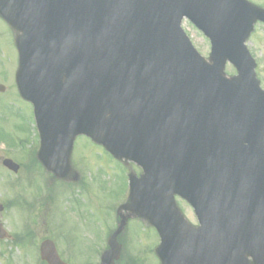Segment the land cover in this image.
<instances>
[{"label":"water","instance_id":"water-1","mask_svg":"<svg viewBox=\"0 0 264 264\" xmlns=\"http://www.w3.org/2000/svg\"><path fill=\"white\" fill-rule=\"evenodd\" d=\"M0 15L22 33L17 83L35 106L44 165L64 176L84 134L144 171L102 264L120 259L117 238L136 213L160 234L162 264H264V91L245 47L264 11L244 0H0ZM184 17L210 38L212 64ZM41 256L64 264L51 241Z\"/></svg>","mask_w":264,"mask_h":264},{"label":"rangeland","instance_id":"rangeland-1","mask_svg":"<svg viewBox=\"0 0 264 264\" xmlns=\"http://www.w3.org/2000/svg\"><path fill=\"white\" fill-rule=\"evenodd\" d=\"M248 1L264 8V0ZM183 29L196 50L208 59L210 42L187 21ZM16 36L0 18V85L6 88L0 94V204L4 206L0 221L12 236L33 232L34 237L25 249L15 247L12 240L0 241V264H41L39 246L46 239L55 241L62 259L70 264H100L107 240L117 227L115 211L129 197L128 172L139 177L141 170L131 163L125 167L85 137L76 143V167L67 181L53 180L52 175L32 163L38 146L37 131L32 107L21 99L16 88ZM252 36L247 46L256 60L257 78L264 90V25H256ZM225 74L232 77L236 71L227 65ZM4 158L28 163V175L25 164L17 175L6 170L5 175ZM59 183L73 186L64 189L66 185L61 187ZM13 200L17 204L25 201L29 206L25 203L18 207ZM177 205L188 223L197 226L192 208L181 199H177ZM134 219L120 238L124 254L118 264H160L156 230L148 222Z\"/></svg>","mask_w":264,"mask_h":264}]
</instances>
